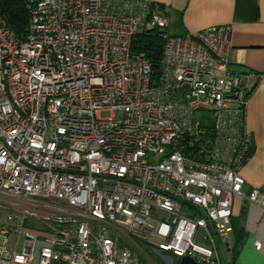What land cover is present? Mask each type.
<instances>
[{
	"label": "built area",
	"instance_id": "built-area-1",
	"mask_svg": "<svg viewBox=\"0 0 264 264\" xmlns=\"http://www.w3.org/2000/svg\"><path fill=\"white\" fill-rule=\"evenodd\" d=\"M26 7L22 35L0 11V264H140L136 241L228 262L234 197L264 223V188L240 174L258 75L229 69L231 24L168 34L152 0ZM153 28L156 73L131 45Z\"/></svg>",
	"mask_w": 264,
	"mask_h": 264
},
{
	"label": "crops",
	"instance_id": "crops-1",
	"mask_svg": "<svg viewBox=\"0 0 264 264\" xmlns=\"http://www.w3.org/2000/svg\"><path fill=\"white\" fill-rule=\"evenodd\" d=\"M152 1L154 13L167 17L168 34L195 33L214 25L231 24L229 69L258 75L247 99L245 116L246 127L253 139L252 154L240 169V174L245 179V190L264 188V0ZM239 200L238 196L234 197L233 216L241 213L242 201ZM248 205L242 224L246 234L234 264H264V253L252 246L255 236L264 238V223L260 221L259 208ZM227 257L231 258L230 251Z\"/></svg>",
	"mask_w": 264,
	"mask_h": 264
},
{
	"label": "trees",
	"instance_id": "trees-1",
	"mask_svg": "<svg viewBox=\"0 0 264 264\" xmlns=\"http://www.w3.org/2000/svg\"><path fill=\"white\" fill-rule=\"evenodd\" d=\"M0 11L7 24L17 35L24 34L28 24V10L26 0H0ZM161 31L156 28L136 34L132 39V48L136 51H143L153 62L154 72H158L159 58L162 51L164 38L160 36ZM250 94V93H249ZM252 153V151H251ZM243 202L241 213L238 216H232V235L234 244L231 246V258L224 264H234V258L243 242L246 231L243 229L244 216L247 211Z\"/></svg>",
	"mask_w": 264,
	"mask_h": 264
},
{
	"label": "rangeland",
	"instance_id": "rangeland-1",
	"mask_svg": "<svg viewBox=\"0 0 264 264\" xmlns=\"http://www.w3.org/2000/svg\"><path fill=\"white\" fill-rule=\"evenodd\" d=\"M239 205H240V202H238V206ZM245 205H248V203H245ZM236 208L237 207H236V200H235V210ZM247 212H248V208H247ZM232 237L233 235H230V241H231V244H234V240ZM136 242L137 243L135 245L131 244V251L133 255L138 258L140 264H176L174 261L173 263H170L166 261L164 258H162L161 256L157 255V253L150 251V249L143 243H139L138 241Z\"/></svg>",
	"mask_w": 264,
	"mask_h": 264
},
{
	"label": "water",
	"instance_id": "water-1",
	"mask_svg": "<svg viewBox=\"0 0 264 264\" xmlns=\"http://www.w3.org/2000/svg\"><path fill=\"white\" fill-rule=\"evenodd\" d=\"M177 264H203V263L197 262L196 260H194L189 256H183L179 258Z\"/></svg>",
	"mask_w": 264,
	"mask_h": 264
}]
</instances>
